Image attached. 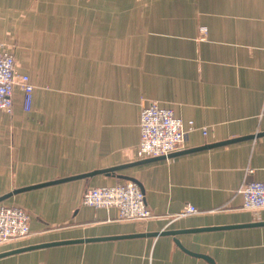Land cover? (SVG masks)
<instances>
[{
  "label": "crops",
  "instance_id": "1",
  "mask_svg": "<svg viewBox=\"0 0 264 264\" xmlns=\"http://www.w3.org/2000/svg\"><path fill=\"white\" fill-rule=\"evenodd\" d=\"M0 43L34 85L31 109L15 90L0 111V198L138 160L144 104L194 122L183 150L253 138L112 175L21 191L31 234L6 250L63 244L0 258V264H212L163 230L264 224L238 190L264 182V0H0ZM207 129L205 135L203 129ZM135 178L154 218L117 220L85 206L90 187ZM132 182V181H131ZM187 204L200 213L176 219ZM215 264H264V225L180 234Z\"/></svg>",
  "mask_w": 264,
  "mask_h": 264
},
{
  "label": "built area",
  "instance_id": "2",
  "mask_svg": "<svg viewBox=\"0 0 264 264\" xmlns=\"http://www.w3.org/2000/svg\"><path fill=\"white\" fill-rule=\"evenodd\" d=\"M25 94L27 110L31 109L34 86L27 74L17 69L15 55L0 44V111L11 113L14 109L15 90ZM264 116V104L262 108ZM195 130L194 122L185 123L174 109L161 107L156 102L144 104L140 115V142L137 147L138 160L168 156L184 149L189 134ZM207 135L208 130L203 129ZM238 194L243 197V209L264 210V182L251 180L242 184ZM82 203L97 210L117 211V220L141 222L154 218L146 203L141 187L131 181L114 185L90 187L83 195ZM199 209L187 204L176 219L196 215ZM29 213L15 206L0 204V245L23 239L31 234Z\"/></svg>",
  "mask_w": 264,
  "mask_h": 264
},
{
  "label": "water",
  "instance_id": "3",
  "mask_svg": "<svg viewBox=\"0 0 264 264\" xmlns=\"http://www.w3.org/2000/svg\"><path fill=\"white\" fill-rule=\"evenodd\" d=\"M249 138H253V136L250 137H245V138H237V139H233V140H228V141H224V142H219L217 144H211V145H205L199 148H194V149H187V150H182L176 153H172L168 156H161V157H155V158H149V159H145V160H140L131 164H126V165H122V166H118V167H114V168H108V169H104V170H97L91 173H87V174H83V175H79V176H73V177H69V178H65L62 180H58V181H54V182H48L45 184H39V185H34V186H29L20 190H15L14 192L7 194L3 197L0 198V203L2 201H4L5 199H7L8 197L12 196L15 193L21 192V191H27V190H32V189H36V188H40L43 186H48L51 184H56V183H60V182H66V181H71V180H77V179H83V178H89V177H93L97 174H107V175H112L113 173H115L118 170L121 169H125L128 167H134V166H138V165H143L146 163H150V162H156V161H160V160H164L167 158H172V157H176L179 155H184L187 153H191V152H196V151H200V150H204V149H209V148H214L217 146H222V145H227L230 143H234L237 141H241V140H245V139H249ZM119 178L124 179V180H128V181H132L136 184H138L141 187V184L132 177H128V176H120ZM142 189V187H141ZM260 225H264L263 223H255V224H248V225H237V226H221V227H210V228H194V229H185V230H163L161 232H156V233H142V234H134V235H129V236H124V237H119V238H132V237H144V236H154V237H158V236H166V235H171L175 237V242L177 243V245L179 247H181L185 252L193 255V256H197L200 258H203L205 260H207L208 262L215 264V261L210 258L207 255L204 254H198V253H194L192 251H189L188 249H186L182 243L180 242V240L178 238H176L178 235L180 234H191V233H198V232H205V231H214V230H228V229H235V228H241V227H254V226H260ZM105 239H114V238H93V239H87V240H69V241H62V242H53V243H45V244H39V245H33V246H28V247H23V248H18V249H14V250H10V251H6V252H2L0 253V258L9 256V255H13V254H17V253H22L25 251H30V250H35V249H40V248H46V247H51V246H57V245H63V244H73V243H82V242H89V241H94V240H105Z\"/></svg>",
  "mask_w": 264,
  "mask_h": 264
},
{
  "label": "rangeland",
  "instance_id": "4",
  "mask_svg": "<svg viewBox=\"0 0 264 264\" xmlns=\"http://www.w3.org/2000/svg\"><path fill=\"white\" fill-rule=\"evenodd\" d=\"M2 46H4L2 43H0ZM5 48V47H4ZM6 50H8V48H5ZM16 57V56H15ZM16 60H17V58H16ZM18 64H19V62H18V60H17V68H18ZM23 74V73H22ZM28 75V74H27ZM29 76V75H28ZM30 77V76H29ZM30 80H31V78H30ZM32 83V82H31ZM34 86V85H33ZM14 110V109H13ZM2 113H4V112H2ZM13 113V111L11 112V113H6V114H12ZM182 151V150H181ZM179 152V151H178ZM176 153V152H175ZM149 159V158H148ZM145 160V159H144ZM258 212H260V211H262V210H257ZM26 238H28V237H26ZM26 238H23V239H17V240H12V241H9V242H7V243H5V244H2V245H0V253H2V252H6V251H10V250H14V249H10V250H6L7 248H9V246H12V245H16V244H18V243H21V242H23ZM18 249V248H17Z\"/></svg>",
  "mask_w": 264,
  "mask_h": 264
}]
</instances>
